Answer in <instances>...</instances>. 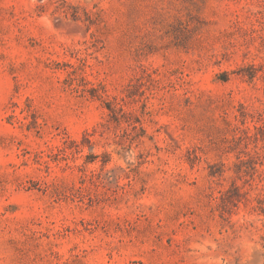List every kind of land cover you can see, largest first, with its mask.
Listing matches in <instances>:
<instances>
[{
    "label": "rangeland",
    "instance_id": "374dc122",
    "mask_svg": "<svg viewBox=\"0 0 264 264\" xmlns=\"http://www.w3.org/2000/svg\"><path fill=\"white\" fill-rule=\"evenodd\" d=\"M0 264H264V0H0Z\"/></svg>",
    "mask_w": 264,
    "mask_h": 264
}]
</instances>
